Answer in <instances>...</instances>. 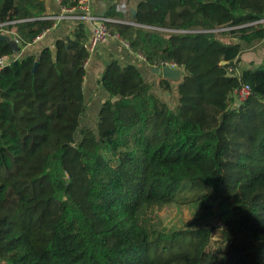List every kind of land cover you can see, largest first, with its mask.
<instances>
[{"label": "trees", "instance_id": "obj_1", "mask_svg": "<svg viewBox=\"0 0 264 264\" xmlns=\"http://www.w3.org/2000/svg\"><path fill=\"white\" fill-rule=\"evenodd\" d=\"M136 12L118 22L111 6L110 30L150 68L176 64V87L158 81L176 106L134 64L113 61L92 128L84 24L14 59L55 19L45 0H0L20 46L0 40L12 58L0 68L2 264H264V62L239 71L264 39V0H141ZM193 204L189 225L164 226L161 211Z\"/></svg>", "mask_w": 264, "mask_h": 264}, {"label": "crops", "instance_id": "obj_2", "mask_svg": "<svg viewBox=\"0 0 264 264\" xmlns=\"http://www.w3.org/2000/svg\"><path fill=\"white\" fill-rule=\"evenodd\" d=\"M47 6V14L49 16H56L53 28L43 33L35 42L21 49L19 54L14 59H21L29 55H37L45 47L54 48L56 41L60 38H65L71 35L72 31L81 22L73 16L66 15L63 12L64 6L61 5L60 0H45ZM141 0H92V13L96 16L106 17L107 12L111 6H115L116 12L123 14L125 17H118V22L131 23L127 18V13L130 8L136 10L138 3ZM125 3L127 10L118 8V5ZM131 12V11H130ZM88 35L87 45L92 34V26L89 22L83 23ZM258 45L264 46V39L254 42L250 49ZM113 61H117L121 66L134 64L139 68L143 74L144 79L150 84H158L159 75L145 62L139 55L133 53L128 48L125 41L121 39H110L101 42L95 51L91 52V56L86 64V76L84 80L83 93L87 103V111L82 119H86L89 110H93L94 122L97 119L102 103L107 99V93L100 83V80L107 69V65ZM92 113V112H91ZM93 128V125H87Z\"/></svg>", "mask_w": 264, "mask_h": 264}, {"label": "rangeland", "instance_id": "obj_3", "mask_svg": "<svg viewBox=\"0 0 264 264\" xmlns=\"http://www.w3.org/2000/svg\"><path fill=\"white\" fill-rule=\"evenodd\" d=\"M3 33V32H1ZM264 62V46L263 45H258L257 47H253V49H250L248 47L242 54V60L239 66V71L245 67H254L259 64H262ZM182 74L180 73L178 77L174 79L173 86L176 87L179 83V81L182 79ZM153 88L152 90L159 94L162 98H164L168 104L171 107L176 106V101L177 97L172 99L169 93H163L159 87V84H152ZM92 112V113H91ZM94 111L89 110V114L87 115L86 119L83 121V125H93L95 126L94 122V116H93ZM79 135H77L78 137ZM188 190V188H184L185 192ZM186 194L184 193L183 196ZM189 196V195H187ZM198 206L197 204L189 205V206H179L175 205L172 207H169L163 211H161L160 216L164 222V226H166L170 231H178L187 225H189L194 218L198 215ZM212 223H215L214 221H210ZM218 235H215L213 237V241L211 245L213 247H217V241L218 240ZM123 242H128V238H125Z\"/></svg>", "mask_w": 264, "mask_h": 264}, {"label": "built area", "instance_id": "obj_4", "mask_svg": "<svg viewBox=\"0 0 264 264\" xmlns=\"http://www.w3.org/2000/svg\"><path fill=\"white\" fill-rule=\"evenodd\" d=\"M92 0H78L75 5L64 7L63 12L66 15L73 16L79 19L81 23L89 22L92 26V34L89 40V50L91 52L95 51L97 46L106 40L110 39H121L118 34L112 33L109 27V22H113V18L100 17L92 13L91 9ZM118 8L126 12L127 7L125 3L118 5ZM49 19H56V16H47ZM264 23V19L261 20ZM0 32L8 34L7 30L4 29V25L0 24ZM122 40V39H121ZM126 43V42H125ZM127 44V43H126ZM142 58L141 55H139ZM12 60L11 57L3 56L0 57V68L8 64ZM164 66H169L171 68H178L174 63H165ZM249 94V89L243 87L239 92V98L244 99ZM0 264L2 261L0 259Z\"/></svg>", "mask_w": 264, "mask_h": 264}, {"label": "water", "instance_id": "obj_5", "mask_svg": "<svg viewBox=\"0 0 264 264\" xmlns=\"http://www.w3.org/2000/svg\"><path fill=\"white\" fill-rule=\"evenodd\" d=\"M132 16L135 17L137 12L135 9L130 8ZM0 40L10 42L16 52H19L20 46L16 39H13L11 35L0 32ZM158 75L175 79L181 73L179 68H171L169 66H163L162 69H153Z\"/></svg>", "mask_w": 264, "mask_h": 264}]
</instances>
